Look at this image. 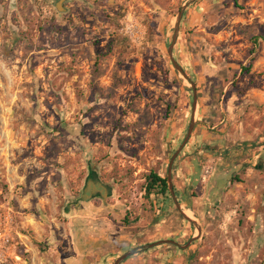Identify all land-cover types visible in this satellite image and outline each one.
I'll return each instance as SVG.
<instances>
[{
	"label": "rangeland",
	"instance_id": "1",
	"mask_svg": "<svg viewBox=\"0 0 264 264\" xmlns=\"http://www.w3.org/2000/svg\"><path fill=\"white\" fill-rule=\"evenodd\" d=\"M180 11L186 78L168 54ZM191 121L174 197L143 198ZM260 143L264 0H0V213L19 264H264ZM90 168L113 195L74 208ZM99 235L132 240L84 245Z\"/></svg>",
	"mask_w": 264,
	"mask_h": 264
},
{
	"label": "water",
	"instance_id": "2",
	"mask_svg": "<svg viewBox=\"0 0 264 264\" xmlns=\"http://www.w3.org/2000/svg\"><path fill=\"white\" fill-rule=\"evenodd\" d=\"M61 1L57 2L55 4V10L58 12V13H61L62 12V9H61ZM182 11V10H181ZM179 12L178 16H177V19H176V23H175V27H174V34H173V39H172V42H171V45H170V49L168 51V54H169V59L173 65V67L179 72L181 73V75L185 77L184 73L182 72V70L178 67V65L175 63V60L172 58L171 56V48L173 47L174 43H175V40L177 38V33H178V27H179V21H180V18H181V14L182 12ZM191 86H193L192 84H190ZM194 104H195V97H193V109H194ZM193 129V123L191 121L189 127H188V131H187V134H186V137L182 143V145L180 146L179 150L174 154V156L172 157V159L170 160L169 162V165H168V179H167V186H168V190L170 192V194L172 195V197H174V194H173V189L172 187L170 186V173H171V166H172V163L174 161V159L177 157L178 153L180 152V150L182 149V147L184 146V144L186 143V141L188 140L189 138V135L191 133ZM88 173H90V175L92 174L95 178V173L92 172L90 169H88ZM84 191L85 192H91V196L89 197H86V199L84 200L83 199V196L81 198H79V200L74 203V206L77 207L79 205V202H82V201H86L87 199L89 200H92L93 198H98L100 197L102 200H104L106 197H108L111 193V189L108 188V186L106 185H103V184H100L98 180H95L94 182L92 181H86L85 182V185H84ZM175 205L176 207L179 209V205L177 202H175ZM180 214L185 218V214L183 212L180 211ZM188 217H186L187 219ZM189 220V219H188ZM161 242L157 243V244H160ZM126 255H123L122 257L118 258L115 262V264H118L120 261H122L126 256Z\"/></svg>",
	"mask_w": 264,
	"mask_h": 264
},
{
	"label": "trees",
	"instance_id": "3",
	"mask_svg": "<svg viewBox=\"0 0 264 264\" xmlns=\"http://www.w3.org/2000/svg\"><path fill=\"white\" fill-rule=\"evenodd\" d=\"M187 80H188V82L190 84L194 83V81L188 76H187ZM254 148L256 149V152L263 151L264 150V143L257 144V145L254 146ZM90 170L95 173V178H94V176L92 174L90 175V173H87V177L85 179V182L86 181L94 182L95 180H98L100 184L108 186V184L102 182V180L99 177L98 172L95 169H91L90 168ZM85 182H84V185H85ZM142 189H143V198H145V199H149V197L152 196V195L160 196L163 199V201L170 198V194H169L166 178L159 176L158 174H156L153 171H149L145 175V177H144V185H143ZM173 192L175 194V190L174 189H173ZM82 196H83L84 200L86 199V197L91 196V194H89V193L84 191V186L82 187V190L80 192L79 198H81ZM84 196H86V197H84ZM98 198H100V197H98ZM88 200L89 199H87L86 201H88ZM17 252L21 256L19 250H17Z\"/></svg>",
	"mask_w": 264,
	"mask_h": 264
},
{
	"label": "built area",
	"instance_id": "4",
	"mask_svg": "<svg viewBox=\"0 0 264 264\" xmlns=\"http://www.w3.org/2000/svg\"><path fill=\"white\" fill-rule=\"evenodd\" d=\"M11 225L9 213H0V264L24 263L17 252L19 244L15 241Z\"/></svg>",
	"mask_w": 264,
	"mask_h": 264
},
{
	"label": "crops",
	"instance_id": "5",
	"mask_svg": "<svg viewBox=\"0 0 264 264\" xmlns=\"http://www.w3.org/2000/svg\"><path fill=\"white\" fill-rule=\"evenodd\" d=\"M193 172V171H192ZM108 188H110L112 191H111V193H110V196H108L107 198H105L103 201H105L106 199H108V198H110V197H112V195H113V188L110 186V185H108ZM89 194H92L91 192H88ZM94 199H101V198H94ZM93 200V199H92ZM92 200H88V201H82V203H87V202H90V201H92ZM102 200V199H101ZM180 203L181 204H183V205H188V202H182V201H180ZM80 206V203H79V205L77 206V207H75L74 206V208H78ZM87 206H90V205H88L87 204ZM183 213L187 216V217H189V218H192V214H191V210L189 209V208H187V209H183ZM92 222V221H91ZM98 222H101V220H99ZM93 223V222H92ZM106 226V227H105ZM106 228H107V225H106V222H104V225L102 226V225H99L98 226V229L99 230H101L100 232H104L105 233V230H106ZM111 236V237H110ZM88 238H85L84 239V245H92V246H98V247H101L103 244V241L105 242V245L104 246H106V245H108V244H110V245H115L116 243H118L119 242V249H116V252H118V251H124L125 250V247H128L129 246V243L131 242V240H132V238L130 239V238H128V237H126V235L125 236H121V237H115L114 235H109V236H103L102 237V235H99L98 237H89V236H87ZM120 242H122L123 244H121L120 245ZM78 243V242H77ZM80 244V243H79ZM95 251L93 250V251H90V252H88V254H93ZM83 254V253H82ZM84 256H87V253H84ZM113 257H111L110 259H112Z\"/></svg>",
	"mask_w": 264,
	"mask_h": 264
}]
</instances>
